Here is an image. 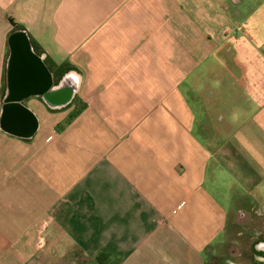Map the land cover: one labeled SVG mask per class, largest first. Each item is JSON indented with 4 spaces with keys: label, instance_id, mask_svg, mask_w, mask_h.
<instances>
[{
    "label": "crops",
    "instance_id": "1",
    "mask_svg": "<svg viewBox=\"0 0 264 264\" xmlns=\"http://www.w3.org/2000/svg\"><path fill=\"white\" fill-rule=\"evenodd\" d=\"M192 1L0 0V264H209L231 243L244 206L204 184L214 155L236 160L233 139L264 128V45L236 32L262 12L234 0L211 21L209 0ZM16 29L33 56L12 72ZM238 46L256 51L254 79ZM25 73L36 88L10 95Z\"/></svg>",
    "mask_w": 264,
    "mask_h": 264
},
{
    "label": "rangeland",
    "instance_id": "2",
    "mask_svg": "<svg viewBox=\"0 0 264 264\" xmlns=\"http://www.w3.org/2000/svg\"><path fill=\"white\" fill-rule=\"evenodd\" d=\"M199 1L200 0H193L191 7L193 8V5ZM263 1L264 0H243L241 4L235 6L236 10L240 8L245 13H250L255 8H258V10L263 13L251 17L248 22L244 20L243 23L241 22V24H239L240 26H237L236 30V32L239 34H242L244 32L247 33L248 31L249 34L253 35L256 43H262V45H264V33L262 29L264 28V3H262ZM223 3L227 7H232L233 9L232 5L234 3V0H209V12L211 21L212 19L217 18V15L220 14V12L222 13V11L224 10ZM228 18L229 17H227V21ZM239 45H241V41L239 42ZM240 47L241 46H238V61H247L248 64H252V66H250L249 68L250 73L247 75V77L249 79H254L255 72L257 71L255 65L256 63L252 58L256 51H254L253 53V51L249 52V49H243L242 47L240 49ZM262 51H264V49ZM226 54H229V57L233 56L231 50H226ZM211 60L203 64L202 70L207 69L208 67L209 69L212 68V73H216L218 71V67L221 66L215 64L211 67L210 63L215 62L217 59L215 58ZM207 64H209V66H207ZM230 66L232 68L233 65ZM200 81L201 89H204L205 87H210V89H212V93L210 94V96H216L217 94H219V91L221 94L222 89H219L221 81L213 77L212 74L205 75L204 78ZM184 87L185 84L181 86V89L183 88L182 90L185 91ZM208 88L206 90H208ZM189 102L195 112V125L193 129V134L196 138L204 140V138L211 136L203 134V129L201 128L206 110L205 108L200 106L196 98L190 99ZM208 106L210 108L213 107L211 104H208ZM255 108L256 107H252V111L255 110ZM241 120L242 118L238 122H240ZM206 131L208 134L214 133V137L216 136V131L212 127L207 128ZM233 131L235 130H231V132ZM224 132H226V130H224ZM244 133L249 135L248 138L243 137ZM240 134H242V136L235 135L236 137L234 136L235 138L232 141V143H234V151H236L235 155L237 156V159H232V154L229 155V153L226 154L224 152H221L217 156L214 155L213 160L209 164L208 176L204 184V187L207 189L210 195L213 196L219 202L222 208L230 209L231 211L234 210L237 205H242L244 206V208L249 207L250 194H248V191L251 185L257 186L256 188L259 189L261 193L259 200L261 203L264 202V128H260L257 125H255L254 127L249 126L248 129L246 128L244 130H241ZM228 136H230L228 132L227 134H223L222 132L219 135L220 138ZM227 222H229V219L227 220ZM237 231L238 228L235 227V230L233 231L232 235L228 238L229 240H231V243L228 244H234L236 242H239V244L245 249L246 253H248L249 242L245 240H238ZM228 244L226 247H223L220 252H218V261L215 264H225L224 262H222V259L227 255ZM208 262L209 264H211L213 262V258L210 257Z\"/></svg>",
    "mask_w": 264,
    "mask_h": 264
},
{
    "label": "flooded vegetation",
    "instance_id": "3",
    "mask_svg": "<svg viewBox=\"0 0 264 264\" xmlns=\"http://www.w3.org/2000/svg\"><path fill=\"white\" fill-rule=\"evenodd\" d=\"M256 187H250L249 207L237 210L231 219L238 228V240L249 242V252L239 242L228 244L227 255L222 259L225 264H264V202H260L261 193ZM217 261L213 257V262Z\"/></svg>",
    "mask_w": 264,
    "mask_h": 264
},
{
    "label": "water",
    "instance_id": "4",
    "mask_svg": "<svg viewBox=\"0 0 264 264\" xmlns=\"http://www.w3.org/2000/svg\"><path fill=\"white\" fill-rule=\"evenodd\" d=\"M8 44L9 47L11 49V56H10V60H9V69L10 71L12 70V72L15 69V66L17 64V58L22 57L24 58L22 61H20L21 63V70L23 69L26 70L29 68V65L31 64L32 61V44H31V40L27 34V32L25 30L22 29H16L13 32H11V34L8 37ZM31 66V65H30ZM13 74V73H12ZM26 74H23L22 76H24L21 80L15 79L13 78L14 75H10L8 78V90L10 92V95H13V93L11 94L12 91L15 90H19V88H21V91L25 92L26 86L30 85L32 88H36V80H32L30 79V81L26 80ZM50 77L52 78V75L50 74L47 77V86L51 85L52 80L50 79ZM49 78V80H48ZM19 97V99L22 101L23 95H19L17 96Z\"/></svg>",
    "mask_w": 264,
    "mask_h": 264
}]
</instances>
